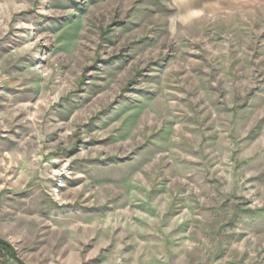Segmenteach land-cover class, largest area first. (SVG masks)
I'll list each match as a JSON object with an SVG mask.
<instances>
[{
  "label": "rangeland",
  "instance_id": "1",
  "mask_svg": "<svg viewBox=\"0 0 264 264\" xmlns=\"http://www.w3.org/2000/svg\"><path fill=\"white\" fill-rule=\"evenodd\" d=\"M0 264H264V0H0Z\"/></svg>",
  "mask_w": 264,
  "mask_h": 264
}]
</instances>
